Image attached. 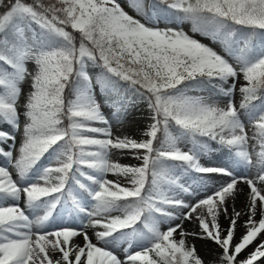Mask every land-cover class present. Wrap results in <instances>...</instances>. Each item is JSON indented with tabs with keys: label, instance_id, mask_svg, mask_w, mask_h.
<instances>
[{
	"label": "snow or ice",
	"instance_id": "1",
	"mask_svg": "<svg viewBox=\"0 0 264 264\" xmlns=\"http://www.w3.org/2000/svg\"><path fill=\"white\" fill-rule=\"evenodd\" d=\"M126 3L0 0V264H264V0ZM138 102L145 138L114 137Z\"/></svg>",
	"mask_w": 264,
	"mask_h": 264
},
{
	"label": "rangeland",
	"instance_id": "2",
	"mask_svg": "<svg viewBox=\"0 0 264 264\" xmlns=\"http://www.w3.org/2000/svg\"><path fill=\"white\" fill-rule=\"evenodd\" d=\"M122 6L125 7L126 11H129L130 14L135 15L134 12L130 8H128L126 0H120ZM184 30L189 32L190 35H194V38L200 40L202 43L208 44L209 46L215 48L218 52H221L223 54L220 46L218 44H214L210 39L203 37L199 34H193L190 31V26L189 25H184ZM236 100L239 101V94L236 96ZM104 114L109 118V120L112 122V132L113 136H128L130 138L136 139V140H141L144 139L145 137L142 135V133L145 131L149 123L151 122L149 120V110L144 103L138 102L133 108L130 109V114L129 116L123 121V122H117L115 118L112 116V109L108 107H103ZM251 135V131L249 133ZM17 141L19 142V137L17 138ZM190 146V145H189ZM181 147L187 150L185 145L181 144ZM217 147L218 146H215ZM220 153L217 151L215 154H213V161L215 162V157L218 156ZM111 159L113 161H117L121 164L124 165H132V166H137L139 165L140 161L134 158L133 154L129 150H124V151H118V150H113ZM206 162V161H202ZM254 174H256V169L254 168ZM253 175L252 177H254ZM108 179L110 180H117L118 177L109 174ZM121 183H125L123 179H120ZM187 198V196L185 197ZM21 206H23V201H21ZM237 211H240L238 208L236 209ZM260 214L259 211L257 213L256 219L259 220ZM248 219L247 215H242L240 219L237 221V229H236V235L234 238V243L238 242L240 237H242L245 234V227H244V222ZM174 223H180V222H174ZM220 223L222 228H228L229 226V221L226 219L223 215L220 217ZM166 228L167 226H163ZM183 228L188 231V232H198L199 225L193 221L186 220L183 221ZM89 235H92V230H89ZM179 239V235L176 237ZM191 243H194L196 245L198 254L206 261H216L218 258V254L220 252V249L215 245V243L207 240H202V239H195L192 240L189 238ZM78 243H83L82 239L77 238ZM253 249L250 246L249 249H247L244 253H242L241 258L246 256L249 252H251ZM122 256V253H118Z\"/></svg>",
	"mask_w": 264,
	"mask_h": 264
},
{
	"label": "bare ground",
	"instance_id": "3",
	"mask_svg": "<svg viewBox=\"0 0 264 264\" xmlns=\"http://www.w3.org/2000/svg\"><path fill=\"white\" fill-rule=\"evenodd\" d=\"M238 174H246L250 177H252L254 174V168H252L250 171H245L243 169L238 170ZM229 178L228 177H224V176H214L213 177V184H216L218 186L219 183H223L228 181ZM238 189H240L241 191L239 192L238 197L235 200V207L236 209L238 208L240 211L241 210H246L247 209V204H248V192H249V187L247 184L241 182L240 184H238ZM206 194H210V193H205L204 191H201L197 196H193L191 198H186L189 199L190 202H194L197 199L203 198ZM232 209L231 206L229 207V212L231 213ZM248 217V216H247ZM186 221V220H184ZM179 222V221H176Z\"/></svg>",
	"mask_w": 264,
	"mask_h": 264
}]
</instances>
